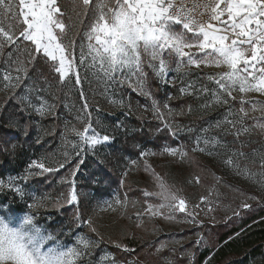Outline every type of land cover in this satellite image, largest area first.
Returning <instances> with one entry per match:
<instances>
[{"label":"snow or ice","instance_id":"snow-or-ice-1","mask_svg":"<svg viewBox=\"0 0 264 264\" xmlns=\"http://www.w3.org/2000/svg\"><path fill=\"white\" fill-rule=\"evenodd\" d=\"M70 2L75 11L76 0ZM82 5L92 12V18L87 31L84 32L87 53L82 44L79 61L81 64L90 59L89 66L98 68L99 73L108 81H115L116 74L122 73L125 69L129 73L143 76L145 56L148 57L147 67L152 68L158 77H165L168 71L169 61L165 60V55L169 58L174 57L176 71L184 69L186 75L190 74L187 70L192 66L196 69L202 65L215 66L221 71L209 75L208 80L216 87L210 90L202 86L198 91L207 94L211 98V104L223 105H229L228 98L236 100L233 92H238L241 103V107L235 112L231 111L229 105L230 110L223 120L216 122L215 127L230 126V130L234 131L237 138L242 133L247 134L251 131L245 124L249 113L243 105L251 103L248 99L250 93L264 95V0H191L190 7L188 0H82ZM0 10L6 19L22 18L20 20L22 30L18 35L16 24L5 26L0 21V52L5 45H13L15 51L19 52L22 38L23 41L31 42L33 46L23 50L28 54V63L36 59V56L32 55L35 52L44 58L45 64L51 70L59 74L60 80L72 71L74 61L70 57L75 42L69 40L67 44L64 43L69 25L62 19L66 12L62 11L58 0H18L16 12H13L11 0H0ZM14 54L8 53L9 57ZM15 63L18 65L16 71L27 75L25 62L17 58ZM22 78L20 75L13 77L10 73H5L2 77L5 82L4 88L18 87ZM76 83H80L78 75ZM189 89L195 90V84L189 83L180 91L182 94H188ZM20 99L23 101L27 98ZM29 107L41 115L46 108L51 109L44 101H41L39 106L29 102ZM203 107L207 108L209 104L206 103ZM257 110L264 116V103L253 104L252 111ZM156 114L161 118L164 115L158 109ZM255 127L264 132V123H257ZM89 131L92 135L87 134ZM77 136L81 142L93 147L113 139L110 135L101 136L96 133L91 124H88L83 132H77ZM204 143L208 145L210 141L205 140ZM211 143L219 144L220 141L213 138ZM199 144L198 137L197 147L193 151H206V148H200ZM163 152L180 156L181 159L187 155L179 148L165 147ZM232 155L243 156L244 153ZM260 160L264 166V153L260 154ZM224 162L227 165H234L238 173L243 172L249 179H255L256 173L250 172L247 167L241 169L239 162L234 161L232 157ZM60 167H64V164H60ZM52 171L54 169L45 167L43 162L32 160L23 175L10 177L7 185L0 180V189L7 187L23 200L26 192L21 186L22 182L31 176ZM72 175H75V172ZM153 175L159 191L145 190L144 194L146 197H158L161 203L149 204L145 211L152 216H164L162 209L184 212L185 200L179 198L176 192L172 191V186L167 185L161 177L155 173ZM257 182L264 186V171L260 173V180ZM71 184L68 193L61 194V199L68 205L75 204L78 207V193L74 181ZM29 198L32 203L27 204L29 211L22 217L9 215L5 218L4 215H0V264H85V256L90 255V250L97 242L84 235L77 236L72 245L57 239L51 232L38 225L32 211L45 207L50 198L31 196ZM201 200L204 201L205 198L201 197ZM115 203L121 202L117 199ZM54 206L59 207V202ZM108 207L111 208L112 205L109 204ZM242 207L249 206L243 204ZM165 218L172 217L169 215ZM76 219L81 220L78 211ZM81 222L86 223L92 232L97 231L92 226L91 217ZM49 241L54 243L47 246ZM116 246L130 250L127 245L117 243ZM101 259L105 260L107 257ZM110 264H115V261H111Z\"/></svg>","mask_w":264,"mask_h":264},{"label":"rangeland","instance_id":"rangeland-1","mask_svg":"<svg viewBox=\"0 0 264 264\" xmlns=\"http://www.w3.org/2000/svg\"><path fill=\"white\" fill-rule=\"evenodd\" d=\"M16 11H18V5L14 4L13 12ZM90 15L92 16L91 11ZM21 19V17L15 20L11 18L6 19L2 10H0V21H2L5 26L16 24L17 35L19 33ZM62 19L66 25H69L64 43L67 44L69 40L75 42L74 48L71 49L72 56L70 57L74 61L72 71L62 80L68 83V86L64 87L66 93L62 99V105L67 107V110L72 109L74 111V117L73 120H71V118L68 119V129L65 132V138L61 144H59L57 153H55L53 157L38 161L43 162L45 167L53 169L60 164L75 162L77 160L80 161L87 153L92 156L96 155L97 157H102L105 150L101 149V145L107 144L109 141L102 142L94 147L89 146L81 142L80 137L77 136V132H83L84 128L88 124H91L92 129H95V132L99 133L101 136H112L116 131L109 123L111 117L116 119L124 118L127 116L128 112L133 111L135 113H141L148 119L155 118L157 117L156 109L162 112L161 106L167 105L163 124L169 128L171 127L173 132L178 131L179 133L187 134L190 137V142L181 147L170 146L169 144L163 143L159 151L154 150L150 146H142L141 153H147V155L140 154L139 157L128 160L124 166L126 172L133 173L134 176H137V169H140L137 162L141 164V167L149 173L151 176L150 178L153 180V184L149 186L148 192L159 191L153 175V173H155L161 177L167 185L172 186V191L176 192L179 198L185 200L184 212L162 209L164 216L156 215L152 217L160 220L159 225H161L154 235L158 236L162 234L161 238L156 242V254H158V249L162 250L165 247L173 246L169 241L166 243L162 242L163 240L166 241L168 236L173 235L178 238V244H176V246H180L185 241V238L186 240L191 238L189 235L183 239L180 236L186 235L187 230L192 229L193 234L191 235L197 236L196 240L199 241L200 238H202L200 236L201 228L207 227L209 230H212L211 226L213 225L211 224L220 223L222 221L225 222L224 220L233 216L236 218L241 210L249 209L252 204L264 202V186H261V184L257 182L260 180V173L264 171V166H262L260 160V154L264 153V132H261L260 129L255 127L257 123H264V116L261 115L259 110L252 111L253 104H257V102L264 103V95L259 93L248 94V99L251 100V103H245L243 106L249 113L248 117L245 119V124L251 131L247 134L242 133L239 138H237L234 131L230 130V126L222 125L220 128H216L215 124L218 120H223L230 110L229 105L233 112L241 107L238 98L240 94L238 92H233V96H236L237 99L232 100L228 98L229 105H223L211 104V98L207 96V94L198 91L202 86L208 87L210 90L214 89L216 86L213 82L208 80V77L213 73L221 71V69L215 66L203 65L201 68L196 69L195 66H192L187 70L190 74L186 75L184 69H181L180 72L176 71L174 57L169 58L165 55V60L169 61L168 71L165 77H158L152 68L147 67L148 57L145 56L143 76L129 73L127 69H125L122 73L116 74L115 81H108L103 77L102 73H99L98 68H91L89 66L91 63L90 59L84 64L79 62L82 44L84 45L85 53H87V40L84 37V32L87 31L90 22L84 25V29L81 27L83 29V35H77V33H73V22L68 21L65 17H62ZM19 46H22L23 50L29 48L27 44H20ZM14 47L13 45H5L3 51L0 52V86H2V88H4L5 83L2 77L5 73H10L13 77L21 75L22 73L16 71L18 65L15 61L18 57L14 55L9 57L8 55L9 52L14 51V49H12ZM23 56L26 57L28 54L24 52ZM19 59L24 62L28 61L20 57ZM146 68L150 71L147 72ZM77 75L80 78V83H76ZM153 77L161 82L162 85H169L171 91L176 94L178 98L189 99L190 104L186 106L187 108L185 107L187 109V117H185L183 121L175 124V109L178 108L179 105H171V96H168L165 101H159V99L153 95L154 93L150 89V82ZM13 83H15V80H13ZM189 83L195 84V90L189 89L188 94H182L180 89L186 87ZM25 84L24 92L26 94L24 97L27 99L24 101L28 111L36 116H42L29 107V102L37 106L40 105L41 101L46 102L47 105L51 106V109L48 110L46 108L44 113L51 111L52 108L57 106L53 98L49 95L46 84L33 80L30 81V84H28V82ZM68 87H71L75 94L70 93ZM30 92H34L35 94L29 95ZM206 103L209 104V107L204 108L203 105ZM154 104L156 108H154ZM169 109L171 112H169ZM231 118L232 117H229V119ZM87 134L92 135V132L89 131ZM198 137L200 138L199 147L206 148V151H193V149L197 147ZM213 138L220 141V143H211ZM205 140H209L210 143L205 145ZM76 145H78V147H74ZM165 147L179 148L187 155L183 159H181L180 156L169 155L163 152ZM190 152L191 154H189ZM239 152H243L244 155H232L233 153ZM229 157H232L234 161H238L241 169L247 167L250 172L256 173L255 179H249L243 172L238 173L234 165L225 164L224 161ZM27 166L19 174L10 177L15 178L23 175ZM76 169L77 167L66 172L65 179L68 178L67 176L70 174L72 176L71 181L73 182L74 175H72V173L75 172ZM10 177L7 178L6 183H8ZM34 177L35 175L29 177L27 181L22 182L21 186L31 191L33 185L31 181ZM201 197H204L205 200L202 201ZM47 198H50L49 201H51L53 197L47 196ZM155 198L156 201L153 205L160 204V199L158 197ZM117 199L121 203H115ZM109 204L112 205L111 208L108 207ZM243 204H247L249 207H242ZM73 205L77 206L75 204ZM196 205H199V207H194ZM123 206L122 197L117 192L107 198L99 200L96 205L97 222L105 227L107 232L119 233L128 230L132 221L130 222L131 224L129 222H125V225L119 224L120 219L118 218V214ZM24 213L26 212H6V214H3L0 211V215H4L5 218L9 215L19 218L22 217ZM189 213L191 215H189ZM169 215H171L172 218L166 219L165 217ZM38 225L46 229L47 232H51L57 239L63 241L67 245L74 244L76 237L79 235H84L90 240L97 242L94 247L100 252L98 257L93 258L94 249L92 248L90 250V255L84 258L85 264H110L113 260L115 264H128L116 261L112 254L116 251L113 248L110 249V247L106 245V233V239L102 235L98 238H93L87 236L85 232L82 231L73 235L68 229L59 237L51 231L48 223H38ZM145 228H147L146 223L143 222V225H139V229L144 230ZM144 235V237L149 236L146 233ZM52 243H54V241H49L47 246H50ZM118 252L131 253L130 250H125L122 247L119 248ZM144 253L145 257L143 261L135 259L134 262H130L129 264H158L154 252L144 251ZM105 256L107 259L102 260L101 257Z\"/></svg>","mask_w":264,"mask_h":264},{"label":"trees","instance_id":"trees-1","mask_svg":"<svg viewBox=\"0 0 264 264\" xmlns=\"http://www.w3.org/2000/svg\"><path fill=\"white\" fill-rule=\"evenodd\" d=\"M58 3L62 11H66L64 17L73 22L74 31H77L73 33L83 35L84 25L90 22L92 16L82 5V0H76L75 11L70 0H58ZM12 4L18 5V0H12ZM20 30L22 26L19 27ZM20 44L33 47L31 42L23 41L22 38ZM12 49L14 56L23 60L29 59L28 56H23L22 46L19 52L15 51V47ZM32 55L36 56V59L32 63L25 62L27 75L21 73L20 76L23 78L18 87L5 90L0 86V180L6 185L8 177L19 174L32 160L53 157L65 138L68 119L73 120L74 117V111L67 110V107L62 105L66 93L64 87H67L68 83L60 80L59 74L45 64L42 56L35 52ZM146 71L150 70L146 68ZM31 80L46 84L49 95L57 105L42 116H36L28 111L25 101L20 99L26 94L25 83L30 84ZM68 88L70 93L75 94L71 87ZM150 89L159 101H165L171 96V105H179L175 109V124L187 117L186 106L190 104L188 98H178L169 85H162L154 77L151 79ZM161 110V113H166L165 105L161 106ZM109 123L116 132L112 134L113 139L101 145V149L105 150L102 157L87 153L80 161L66 163L62 168L58 165L52 172L35 176L31 181L32 190L25 189L26 196L23 200L7 187L0 189V211L3 214L28 212L27 204L32 203L30 196L36 198L52 196V200L45 207L32 210L38 223H48L51 231L59 237L68 229L73 235L82 231L93 238L102 235L106 239V233V245L116 251L112 254L118 262L129 264L135 259L143 261L144 251H149L154 252L158 264H264V202L252 204L249 209L241 210L236 218L233 216L224 220L225 222L211 224L212 230L207 227L201 228L202 238L199 243L196 240L197 236L191 235L192 229H188L186 235L180 236L182 239L187 235L191 237L188 240L185 238L180 246H176L178 238L168 236V239L162 242L169 241L173 246L158 249L156 254V242L162 234L158 236L154 234L161 226L160 220L152 218L155 216L145 211L149 204L155 203L156 198L146 197L144 194L145 190L149 191L153 180L138 162L140 169H137V176L126 172L124 166L128 160L139 157L142 146H150L156 151L160 150L163 143L181 147L190 142V137L178 131L173 132L171 127L164 125V115L162 118L157 116L148 119L139 112L131 111L124 118L111 117ZM77 165L79 167L75 170L73 181L78 193V207L68 205L61 199V194L66 195L72 187V176L69 174L65 179V173ZM116 192L122 197L124 205L118 214L119 224L125 225V222L132 221L128 230L119 233L107 232L106 228L97 222L96 216L97 202ZM57 202L59 207L54 206ZM77 211L81 220L76 219ZM89 217L96 232H92L86 223L81 222L87 221ZM143 222L147 224V228L141 230L139 225H143ZM144 232L149 236L144 237ZM117 243L127 245L131 253H119L120 247L116 246ZM93 249V258H97L100 252L96 247Z\"/></svg>","mask_w":264,"mask_h":264},{"label":"built area","instance_id":"built-area-1","mask_svg":"<svg viewBox=\"0 0 264 264\" xmlns=\"http://www.w3.org/2000/svg\"><path fill=\"white\" fill-rule=\"evenodd\" d=\"M188 6L189 7L191 6V0H188Z\"/></svg>","mask_w":264,"mask_h":264}]
</instances>
